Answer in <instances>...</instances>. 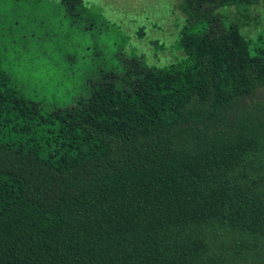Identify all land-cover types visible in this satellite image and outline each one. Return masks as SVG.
Returning <instances> with one entry per match:
<instances>
[{
	"label": "trees",
	"instance_id": "1",
	"mask_svg": "<svg viewBox=\"0 0 264 264\" xmlns=\"http://www.w3.org/2000/svg\"><path fill=\"white\" fill-rule=\"evenodd\" d=\"M177 2L182 58L134 51L66 108L26 98L0 52V264H264V39L244 33L264 0ZM59 7L114 26L84 0Z\"/></svg>",
	"mask_w": 264,
	"mask_h": 264
},
{
	"label": "rangeland",
	"instance_id": "2",
	"mask_svg": "<svg viewBox=\"0 0 264 264\" xmlns=\"http://www.w3.org/2000/svg\"><path fill=\"white\" fill-rule=\"evenodd\" d=\"M84 1L98 7L114 26L98 25L93 31L82 22L71 26L60 10V0H37L38 10L33 4L0 13L3 66L15 88L45 111L73 106L87 96L98 76L118 72L134 51L156 67L184 56L175 48L185 23L179 12L173 13L178 0ZM235 15L239 16L232 9L230 19ZM252 17H259L260 23L247 27L244 33L253 48L264 39V6L254 9ZM143 28L145 36L140 38ZM121 36L130 38L128 45H120ZM258 100H264V88L253 99Z\"/></svg>",
	"mask_w": 264,
	"mask_h": 264
}]
</instances>
